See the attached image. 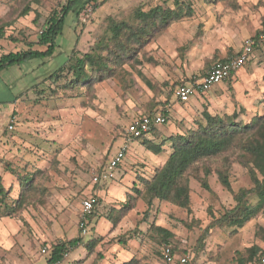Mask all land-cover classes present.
<instances>
[{"label": "rangeland", "instance_id": "374dc122", "mask_svg": "<svg viewBox=\"0 0 264 264\" xmlns=\"http://www.w3.org/2000/svg\"><path fill=\"white\" fill-rule=\"evenodd\" d=\"M64 1L0 0V56L44 50L37 41L40 31ZM156 5L181 15L158 23L139 41L130 37L129 30L112 38V21L135 25L137 8L147 11ZM26 7L28 12L22 15ZM260 31H264V0H105L95 8L93 0L84 5L78 1L55 38L52 56L30 58L0 70V107L9 108L18 99L0 117L2 136L15 141L18 149L3 164L13 177L4 183L15 190L0 195L1 214L11 212L9 216L38 237L42 247L78 238L77 246L100 259L110 244L120 242L136 249L132 264H159L163 243L155 226L171 232L168 240L175 254L187 253L200 264H239L248 257L250 247H264V190L243 199L242 206L257 213L242 226L219 218L236 204L235 192L252 186L235 149L198 161L186 172L189 211L158 199L148 206L135 189L126 193L123 202L96 208L87 235L78 226L80 201L90 192L95 173L126 139L125 127L132 118L166 116L169 122L146 134L150 139L137 140L146 147L165 145L172 151L176 136L205 123L204 111L219 116L234 113L240 123L264 114V42L254 48L245 65L249 83L233 85L232 78L217 83L198 94L200 102L195 105L182 104L174 95L177 85L199 79L213 62L235 54L247 36ZM85 53L98 57L107 69H92L86 61L89 77L73 83L70 66ZM10 115L16 119L13 130L7 127ZM130 144L120 164L123 169L139 170L145 164L129 161ZM224 168L231 190L217 176L218 169ZM30 175L24 191L21 177ZM202 180L209 190L202 187ZM101 187L95 184L91 192ZM127 202L129 209L124 208ZM100 217L112 220V227L98 229Z\"/></svg>", "mask_w": 264, "mask_h": 264}, {"label": "trees", "instance_id": "16d2710c", "mask_svg": "<svg viewBox=\"0 0 264 264\" xmlns=\"http://www.w3.org/2000/svg\"><path fill=\"white\" fill-rule=\"evenodd\" d=\"M78 1L80 0H65L60 6V9L54 11L46 19L37 40L38 44L45 46L44 50H26L2 54L0 56V70L10 65L20 64L21 61L30 58L52 56L56 49L55 38L61 34L66 16L73 11ZM88 1L90 0H83V5L88 3ZM93 1L95 8L105 0ZM78 11L75 12L76 15ZM27 12L28 8L26 7L22 11V15ZM180 15L181 12L178 10L175 11L174 9L161 5L151 7L147 11L137 8L134 14V19L137 20L135 25H131L126 21H112L109 30L114 40L121 36L122 30H129L130 37L139 41L140 35L146 34L147 30H153L158 23L161 25L165 24L170 20L178 19ZM0 32L2 34L1 28ZM130 39L132 40V38ZM97 58L87 53L76 58L75 64L70 66L74 75L73 83H83L89 77L85 72L86 61L91 64L92 69H107L106 64L100 62V59L97 60ZM235 117L236 114L234 113L219 116L204 111V124L198 125L196 129L189 131L186 135L176 136V142L165 162L155 169L150 178H144L142 189L137 190L146 204L149 206L153 199H158L169 201L189 211L190 187L186 178V172L198 161L217 157L227 153L231 149H235L237 150L238 162L247 169L252 186L250 188H241L235 192L234 199L236 204L226 210L219 218L235 226H242L246 221L251 219L257 213V210L243 207L242 201L247 194L251 192L261 193L264 190V114L252 118L248 123L236 122L234 120ZM147 147L152 149V151L154 150L155 153L160 151V146L152 148L151 145H147ZM217 176L223 187L231 190L227 168L218 169ZM31 180V175L21 177L20 185L24 191L29 187ZM201 185L206 190H209V186L205 180L201 181ZM23 190L20 192H23ZM3 194L4 187L0 183V195ZM124 208H131L129 202L124 204ZM13 210L14 208L11 209V211ZM10 214L11 212L7 215ZM155 229L161 234L160 243H163L161 247L163 245H170L168 239L172 236L171 232L160 226H155ZM78 241V238H72L67 242L55 244L50 258L51 263L61 258L60 252L62 249L66 246L74 248L77 246ZM247 252H249L248 257L244 260H239V264H248L254 257L264 254V248L252 246ZM132 263L133 259L124 264Z\"/></svg>", "mask_w": 264, "mask_h": 264}, {"label": "crops", "instance_id": "0c3cea01", "mask_svg": "<svg viewBox=\"0 0 264 264\" xmlns=\"http://www.w3.org/2000/svg\"><path fill=\"white\" fill-rule=\"evenodd\" d=\"M260 45H262V42L255 46V48ZM252 54L253 52L251 53L249 59L244 64V66L230 77L233 79V85H242L244 83V80H247V83H249L247 76L244 72V68L245 65L250 61ZM230 78H227L226 80ZM17 100L18 99L13 100L12 103L8 105L9 108L0 107V113L6 114L11 111L12 108L17 105ZM199 102V95H195L191 97L189 101L180 103H191L195 105ZM167 122H169V120H167L166 118L165 123ZM168 127L170 129L172 128L171 126ZM14 128L15 124L13 129ZM169 131H172V129ZM163 133L165 134V132ZM145 137L150 139V137L145 135L141 138H138V140ZM135 140L133 139L130 141L131 144L133 143V146L132 157L129 159V161H141L145 164V166L139 168V170H130L127 168L123 169L124 164H120V166H118V170L116 172L117 174L115 175V177L112 180L99 183L98 185L102 187L98 188L97 191L95 190V192H91V189H93V185H95L91 184L90 192H87L86 196L90 195L91 193H95L97 196V203L94 206L93 214L96 208L105 207L108 206L110 203H116L117 201H125L126 193H132L133 191H135V189H140V178H148V176H151L152 174H149V172H151V170L153 171L155 168L160 167L165 162L169 153L171 152L170 149L167 150L165 145H162L160 146V151L155 153L154 150L152 151V149L147 148L143 143H139L138 140L135 142ZM14 143L16 142L12 141L11 139L4 138L2 136V131L0 128V183L3 185L4 192L7 193V195H10V192L14 191L15 188L11 186L9 187V185H6L4 183V179L8 181L13 177L10 170L7 167L4 168L3 164L6 161V157L16 155L18 149L16 148V146L13 145ZM145 149H147L148 151L146 152ZM113 206L118 207L116 204H114ZM2 211L3 210L1 206L0 264H124L130 261L133 258L134 254H136V249H133L129 246L121 245L120 242H116L114 244H110L104 251V255L100 259H97L96 254L94 252H91L88 248L76 246L72 250H70L69 256L65 258H60L58 262L51 263L50 258L52 256V249L54 245L51 246L49 244H44L47 248L45 252H42L41 249L44 246L42 247L40 239L34 234H30V232L23 226L20 221L16 220L15 218L9 215L1 214ZM92 216L90 219V223L92 220ZM112 224V220H107L103 217H100L97 221L96 227L98 229H102L103 227L109 229L110 227H112ZM160 252L161 247L159 255ZM159 264H161V261L159 262Z\"/></svg>", "mask_w": 264, "mask_h": 264}, {"label": "built area", "instance_id": "2783aa9c", "mask_svg": "<svg viewBox=\"0 0 264 264\" xmlns=\"http://www.w3.org/2000/svg\"><path fill=\"white\" fill-rule=\"evenodd\" d=\"M2 34L0 32V39ZM264 41V32L254 36H248L243 40L242 46L238 52L229 55L226 58L218 59L211 64L206 73L192 83H181L175 87L174 95L180 102H187L195 95L209 90L213 85L230 78L239 71L249 59L255 46ZM0 113V117H2ZM11 116V115H10ZM15 116H11L8 122V129L12 130L15 124ZM166 122L163 114L154 115L142 114L134 117L125 127L126 139L120 147L111 155L102 168L93 176V184L103 183L112 180L115 177V171L125 158L128 143L133 139H138L150 133L152 129L161 126ZM97 203L95 193L83 197L80 201V215L78 226L82 235H87L90 230V219ZM44 246L41 251H46ZM71 246H66L61 250V258L69 256ZM59 260L55 261L58 262ZM161 264H200L193 260V257L187 253L175 254L170 245H163L160 252ZM248 264H264V254L254 257Z\"/></svg>", "mask_w": 264, "mask_h": 264}]
</instances>
